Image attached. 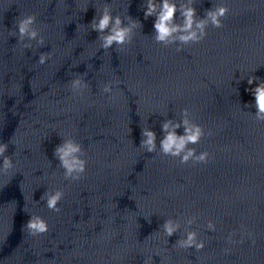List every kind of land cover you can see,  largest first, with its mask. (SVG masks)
I'll return each instance as SVG.
<instances>
[{
	"label": "water",
	"instance_id": "water-1",
	"mask_svg": "<svg viewBox=\"0 0 264 264\" xmlns=\"http://www.w3.org/2000/svg\"><path fill=\"white\" fill-rule=\"evenodd\" d=\"M192 3L200 17L220 3L230 12L223 28L209 26L177 52L154 41L144 0H67L45 51L51 59L39 64L2 140L16 167L0 174V264H264V123L245 107L254 102L247 78L264 79V0ZM105 5L143 25L122 50L100 49L89 25ZM77 73L90 89L71 90ZM108 81L113 100L102 92ZM185 107L205 129L191 147L211 154L207 164L159 152L161 122L180 120ZM142 127L157 133L155 153L139 148ZM68 136L88 160L85 177L71 183L53 156ZM56 189L66 193L60 213L40 199ZM31 216L49 231L22 228ZM193 216L200 252L174 247ZM170 217L182 227L166 243L159 227Z\"/></svg>",
	"mask_w": 264,
	"mask_h": 264
},
{
	"label": "clouds",
	"instance_id": "clouds-1",
	"mask_svg": "<svg viewBox=\"0 0 264 264\" xmlns=\"http://www.w3.org/2000/svg\"><path fill=\"white\" fill-rule=\"evenodd\" d=\"M142 8L145 20L154 17V33L152 35L154 41L164 47L176 45L177 52L183 51L182 46L184 45L200 43L207 36L209 26L216 29L223 28V21L230 12L226 4L220 3L207 9L204 16L200 17L192 0H179V2L178 0H144ZM36 23L35 15L19 16L15 21V29L10 32V35L14 36L17 43L21 44L25 50L32 49V41H35L40 47L45 46L44 37L41 35L40 29L35 26ZM89 25L92 31L98 33L97 40L100 42V49L105 52L113 49L114 46L122 50L125 45L132 43L135 30L143 27L139 20L133 19L131 16L122 18L119 14L113 15L109 5H105ZM50 59V52H40L37 62L43 65ZM82 77L83 74L77 73L75 78L68 81L73 92L90 89V83ZM119 83L120 81H117L115 84L119 85ZM247 84L250 86L255 84L254 87L246 89L254 97V102L245 105V107L255 108L254 113L249 111L250 114L257 122L264 123V79L252 75L247 78ZM102 92L107 94L109 100H113V82L105 83ZM190 117V109L185 107L180 111V120L167 118L161 122L162 135L159 139V152L163 156L178 159L182 165L188 164L190 161L193 164H207L211 154L208 151L197 153V150L191 147V145L199 144L205 137V129ZM181 128L183 134H178V130ZM211 134V132L207 133V135ZM157 139V133L151 127H142L139 148L147 153H155L158 147ZM10 143L11 141L0 142V161H2L0 174L7 175L16 167L12 155L6 154ZM53 156L58 161L59 168L63 170L64 179L69 183L78 182L85 177L88 166L86 153L82 143L72 136L62 138L61 143L54 148ZM65 194L63 189L46 190L40 199L45 202V206L49 210L60 213L62 208L58 205L64 199ZM194 223H196L194 216L184 222L183 234L176 240L174 247L179 246L186 251L194 249L196 252L205 248V242L199 239L198 232L191 230ZM181 227L180 220L170 217L164 220L159 230H162L167 237V243L170 237L180 232ZM22 228H27L33 236L43 235L49 231L47 221L40 216L29 217ZM206 228L212 232L216 230V226L211 220L207 222ZM232 235L234 233L228 237L229 242H232ZM240 242L242 243L243 240ZM225 251L228 250L225 249ZM151 259L145 258L143 264H150Z\"/></svg>",
	"mask_w": 264,
	"mask_h": 264
}]
</instances>
